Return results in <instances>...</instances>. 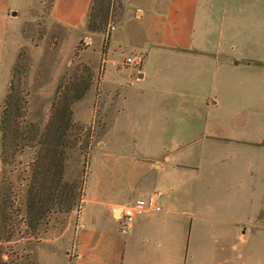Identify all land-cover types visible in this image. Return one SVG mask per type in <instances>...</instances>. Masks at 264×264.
Returning <instances> with one entry per match:
<instances>
[{
  "label": "crops",
  "instance_id": "0c3cea01",
  "mask_svg": "<svg viewBox=\"0 0 264 264\" xmlns=\"http://www.w3.org/2000/svg\"><path fill=\"white\" fill-rule=\"evenodd\" d=\"M90 1L53 0L50 20L66 27L81 25ZM121 2L124 15L108 35L105 65L122 69L111 57L115 46L121 49L119 41L112 46L111 31L123 26L127 41L121 43L129 52L141 53L142 62L122 69L126 80L114 86L123 89L117 96L123 102L115 111L126 108L129 90L133 106L146 105L152 110L150 119L156 118L148 130L160 141L157 150L135 153L156 167L148 194L159 192L158 210L134 212V225L144 240L138 250L124 246L116 256L99 252L97 244L86 245L94 235L92 219L77 220L74 230L71 219L76 215L70 210L66 264L73 235L72 264H264V0ZM12 7L10 0H0L3 87L14 58L4 48ZM134 137L135 147L140 138ZM104 204L116 221L112 212L122 205ZM170 214L179 227L146 229ZM129 229L123 234L132 242L135 232Z\"/></svg>",
  "mask_w": 264,
  "mask_h": 264
},
{
  "label": "rangeland",
  "instance_id": "374dc122",
  "mask_svg": "<svg viewBox=\"0 0 264 264\" xmlns=\"http://www.w3.org/2000/svg\"><path fill=\"white\" fill-rule=\"evenodd\" d=\"M48 1L10 0L13 7L7 12L11 19L4 32V48L14 55L11 69L17 63L21 71L22 87L27 91L25 117L42 127L48 118L56 87L60 83L80 82L79 77L86 76L81 66L88 68L91 79L89 88L71 104L73 121L86 128L85 132L89 135L87 147L70 151L64 165V179L76 181L81 186L79 205L73 208L76 219H71L74 220L72 226L76 230L78 221L92 219L94 235L86 245L97 244L99 252L104 251L107 256L120 254L124 246L138 250L137 247L144 239H139L140 229L134 225V220L133 229L131 226L129 232L134 230L135 239L129 242L125 239L126 234L117 230L118 223L111 219L104 204L106 201H115L120 205H129L135 198L148 194L154 188L156 167L150 165L153 161L150 162V158L140 156L135 151L149 155L160 144L148 130L156 122V118L150 119L152 110L146 105L133 106L135 99L129 90L126 92V108L121 112L115 111L123 102L117 96L124 92L114 85L119 79L126 80L123 68H133L123 63V58L130 53L127 44L121 43L127 41L123 26L118 25L111 31L114 39L112 46L119 41L121 48L115 46L111 57L118 59L119 62H115L116 68H122L121 71H114L110 63L106 68L107 49L103 56L100 50L103 40L110 33L109 25L115 26L122 18L124 7L120 0H109L108 19L103 31L90 32L86 29V21L75 27L52 22ZM7 85L8 81L5 87L0 86V104ZM160 112V108L155 110V116ZM135 128L137 134H134ZM134 135L140 138L135 142V147ZM32 155L31 148H24L14 155L12 165L5 170L20 200L24 189L22 177L27 174L26 165ZM84 195L86 201L83 204ZM175 197L180 204V194ZM67 216H50L33 237L16 240L14 238L19 234L15 235L12 241L2 245L5 252L2 258L9 264H66L65 246L69 237L68 229L65 230ZM179 226L180 222L170 214L146 229L153 231ZM76 243L77 238L73 235L68 251L71 259L75 256Z\"/></svg>",
  "mask_w": 264,
  "mask_h": 264
},
{
  "label": "trees",
  "instance_id": "16d2710c",
  "mask_svg": "<svg viewBox=\"0 0 264 264\" xmlns=\"http://www.w3.org/2000/svg\"><path fill=\"white\" fill-rule=\"evenodd\" d=\"M48 2L51 8L53 0ZM108 4L109 0L90 1L85 23L88 31H103ZM106 48L107 38L101 44L102 56ZM81 69L86 76L79 77L80 82L63 81L66 83L56 87L48 118L40 127L25 117L27 91L22 87L18 64L12 66L0 104V264H9L2 258L4 243L18 234L14 239L33 237L50 216H66L79 205L80 183L64 179V165L70 151L86 148L89 138L86 128L72 119L71 104L84 95L91 81L88 68L82 65ZM24 148H31L33 155L26 165L27 174L22 177L24 189L20 200L5 170ZM68 264H72L71 256Z\"/></svg>",
  "mask_w": 264,
  "mask_h": 264
},
{
  "label": "built area",
  "instance_id": "2783aa9c",
  "mask_svg": "<svg viewBox=\"0 0 264 264\" xmlns=\"http://www.w3.org/2000/svg\"><path fill=\"white\" fill-rule=\"evenodd\" d=\"M109 28L111 30L113 25H109ZM141 62L142 54L139 52H130L123 58V63L132 67H138ZM158 197L159 192L152 191L145 198L136 199L132 204L122 205L120 208L113 210V215L118 223V231L121 233L128 231L136 210H158ZM114 211H117V213L115 214Z\"/></svg>",
  "mask_w": 264,
  "mask_h": 264
}]
</instances>
